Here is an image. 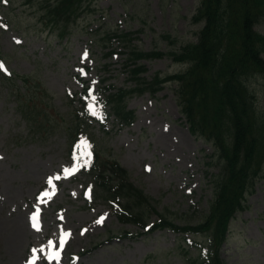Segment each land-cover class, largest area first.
Here are the masks:
<instances>
[{"label": "rangeland", "instance_id": "374dc122", "mask_svg": "<svg viewBox=\"0 0 264 264\" xmlns=\"http://www.w3.org/2000/svg\"><path fill=\"white\" fill-rule=\"evenodd\" d=\"M199 1L90 0L92 11L83 10L68 37L58 40L43 30L35 2L0 0V54L14 73L40 79L52 93L53 111L64 118L78 106L75 101L71 108L67 95L81 91L84 84L97 93L108 83L123 88L134 85L125 66L127 42L115 32H131L136 37L131 44L141 50H177L195 40L201 25L191 17ZM256 29L264 35V22ZM163 34L170 36L163 38ZM141 62L148 79L156 72L185 68L168 55ZM253 87L263 109V80ZM173 90L174 85L166 83L155 94L133 95L126 101L127 109L136 115L133 124L119 126L111 114L102 127L92 122L90 131L99 147L127 169L131 181L156 201L157 212L177 224L196 223L208 210L219 163L212 159V145L190 134ZM66 139L59 130L33 136L8 82L0 78V264H29L33 256L34 264H182L181 247H174L195 236L159 229L108 240V233L135 234L143 229L120 222L104 200L95 197L100 192L74 164ZM73 167L78 170L70 175L64 172ZM262 177L248 195L247 207L230 223L222 248L224 264H264ZM45 191L49 197L38 199ZM105 214L104 221L96 223ZM33 215L38 217L39 231L32 226ZM157 219L153 213L148 222ZM61 229L70 236L60 260L49 261L48 242L59 250Z\"/></svg>", "mask_w": 264, "mask_h": 264}, {"label": "trees", "instance_id": "16d2710c", "mask_svg": "<svg viewBox=\"0 0 264 264\" xmlns=\"http://www.w3.org/2000/svg\"><path fill=\"white\" fill-rule=\"evenodd\" d=\"M30 2L36 4L43 30H49L58 40L69 35L83 10L92 11L90 0ZM191 19L201 25L195 40L168 53L155 48L141 50L131 44L136 38L131 32H115L127 42L126 64L134 86L109 91L105 104L92 100L91 93L84 89L80 107L68 111L64 118L62 113L53 114L52 93L40 79L31 74H7L1 69L0 78L8 82L16 108L33 136H48L59 130L66 134L71 152L81 158L90 152V162L83 168L101 191L100 196L120 221L141 227L154 212V201L129 180V172L116 158L99 147L85 118L103 122L109 115L107 105L109 113L122 125H129L135 120L134 111L126 106L129 97L154 94L166 83L173 84L178 109L190 133L212 145V159L218 160L219 168L213 175V198L202 220L179 225L160 214V220L148 231L168 227L201 237L183 244L179 253L183 264H223L221 246L227 239L230 222L237 211L246 207L248 195L264 175V107L259 106L253 87L259 79L264 82V35L256 29L264 22V0H200ZM164 55L185 68L145 77L146 69L139 60ZM4 57L0 54V59ZM70 97L73 101L74 95ZM90 107L96 115L89 111Z\"/></svg>", "mask_w": 264, "mask_h": 264}, {"label": "snow or ice", "instance_id": "6c2138e0", "mask_svg": "<svg viewBox=\"0 0 264 264\" xmlns=\"http://www.w3.org/2000/svg\"><path fill=\"white\" fill-rule=\"evenodd\" d=\"M85 56H87V53H85ZM3 68V65H0V69ZM89 111L92 112L93 115H96V112L94 109H92L91 107L89 108ZM78 150H79V146H78ZM83 159V163L81 162V160ZM90 162V152L88 154H86L83 158H81L80 156H74V164H80L81 167L86 166L87 163ZM78 169H76L75 167H73L72 169H64V172L67 175L72 174L74 171H76ZM66 178V176H65ZM49 186L53 189L52 194H54V185L52 184V178L49 179L48 181ZM49 192L45 191L43 193L40 194V197H38V199L43 198V197H49ZM105 215H102L98 218V220L96 221V223H102L105 219ZM30 220L32 221V226L34 229H36L37 231H39V226H38V217L36 215H33L32 217H30ZM70 236V232H65L63 229H61V236H60V241H59V250H56L54 242L53 241H49L48 242V248L50 249L49 251V255L47 257V259L49 261L52 260H56L57 262L60 260V251L63 250L66 242H67V238ZM35 257L33 256L32 259L29 261V264H34L35 261Z\"/></svg>", "mask_w": 264, "mask_h": 264}]
</instances>
